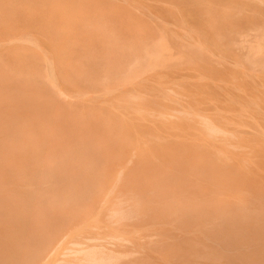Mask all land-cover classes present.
<instances>
[{"label": "bare ground", "instance_id": "bare-ground-1", "mask_svg": "<svg viewBox=\"0 0 264 264\" xmlns=\"http://www.w3.org/2000/svg\"><path fill=\"white\" fill-rule=\"evenodd\" d=\"M205 1L206 4H208L210 0ZM220 3H223V6L216 7V9H214L213 6H210L208 9L204 10V21H201L200 23H198L199 19H195V21L182 20L183 22H185V25L180 26V29L178 28L173 30L164 27V30L168 33H175L176 36L172 40L179 47L184 48L185 46H190L192 48H195L196 54H203L204 52H209L210 55L218 54V62L221 59L226 60L227 57H225V55H228L229 57V54L231 53L230 46L232 47V45H235L239 47L237 50L240 49V52L245 51L242 58L238 60L239 67L244 62H248L250 64V68H248L250 69V71L254 72L260 69L258 68L256 70V67H261V70L264 71V6L260 5L262 4L260 3V0H224L220 1ZM228 5L239 7V10L236 11L235 9H233L230 12H227L225 11L227 9H225V7ZM222 7H224V10H222L223 12L219 17L212 15L213 13L217 14V12H219ZM95 25L98 26V23L96 22ZM115 30L117 31L116 28L113 30L112 27L109 28L107 21H105L103 24V31L107 33L98 31L101 37L104 38L102 44L100 45V50L102 52L98 53L101 59H91L89 62L90 68H94L97 71L100 67L104 66V64L110 65V62H113V57L107 52L108 50H111L109 49L107 36H110L111 32L114 33ZM157 35H160V37L157 43H154L153 48L147 49L148 45L146 43L140 45L137 39H135L136 41L134 42V44L128 46V49L124 50L128 52L133 51L134 53H139L140 47L146 48L143 51V56L130 64L131 66H134L133 68H130V75H123L116 79L113 76H110L109 79L104 77L101 78L99 82L91 83V85H93L91 87L95 88L94 90L91 89L92 95L89 98L92 102H94V105H92L93 107L104 108L103 105H111L113 102H116V108L111 109V116H108L107 118H100L101 113H97L98 110H93V113L79 112L80 114L76 115L67 114L70 115L68 118H63L60 114L55 113V116L50 119L47 113L43 111L44 106L42 104L46 100L42 99L40 96H35L31 100V108H39L35 109L36 114L31 120H29L28 118L22 121V119H20L21 116H19L18 122H16V125H14L15 127L12 128L11 132L0 127V133L3 132L4 135L6 134L5 137L0 141V211L6 212L22 207L59 209L62 211L66 210L67 208L79 209L84 207L88 209L90 207L94 208L91 210L92 215L94 214L95 210L96 212L98 211V213L100 214L99 220L102 219L101 221L105 220L106 216L104 213H106L107 211L108 212L106 213V215L108 214L107 216H109V218H111V216H114L112 217L113 220H115L116 217L117 220H115V222L118 221V223L119 219H123L126 217V221L124 223L126 229L124 227L120 228L121 231L122 229H125L127 232L126 234H128V231L130 233L131 230H128V226L134 225L136 222H138V220L141 219L142 216L138 214L140 219L138 218L137 220L134 218L136 221L133 219V217H138V215H136L137 213L135 212L138 210V208L140 209V207L138 206H140L139 204L142 203L136 201V199H138L136 197H139L140 195H138L139 190H145V192H148V189H152V187L148 186L146 188L145 185L141 183L140 177L145 178L150 176L149 173L154 174V172H152V170L150 169L156 167L155 165L160 163L159 161L162 162V160H166L171 162L176 158L175 155L178 151L181 153L190 151L189 154L192 153L194 155L193 157L197 161H199L200 163H208L209 172L205 173L204 179L210 180L211 178H217L222 180L226 179L228 181H234L237 178L239 179L241 176H243V171L246 169H243V164L248 163V161L252 162V160L258 162L259 159H257V161L255 159L258 156L262 158L261 156L264 152V127L249 125L243 119V110H246L245 107H252V105L257 106L259 105V103L254 101H251L247 104L242 103L244 108H240L239 105L238 107L235 106L234 103H238V100H242V98H238L237 100V98L234 96L236 94L232 95L234 89L231 86L228 87H231L233 90L226 89V82L222 85V81H227L229 79H224L222 77L216 78L217 76H211L212 70L209 71V68L207 69L206 67V69H203V72H198L199 74H195L196 76L194 75L195 78L197 77L201 79V82L198 81L196 83H186L182 85V83L180 84L175 81L177 84L183 86L182 89L180 88L181 90H178L179 87L174 88L175 86H172V88L165 86L166 83H161L162 79L160 78L161 76H159L160 72L158 70L163 66L166 68L167 62L165 60L168 61V56L176 57L177 54H166L168 48H170V44L165 37L166 35L164 36L160 33H158ZM119 37L120 33L116 32L114 36V49L117 48L123 52V46L125 45V43L119 42ZM177 38L181 39L182 41H179ZM207 38L215 39L214 46L216 47V50H218L216 51L217 54H215L212 50L213 48H211L212 46L208 42ZM9 39L11 40L12 37H10ZM22 39L25 41H33L27 36H24ZM136 43H138L139 45H137ZM216 44H221L222 46L228 45V48L222 50L220 48H217ZM183 50L184 49H180V51ZM208 54L207 56H209ZM126 55L127 53L121 56H116L114 57V60H116L118 63H121L124 59L127 61ZM21 56L23 57V55ZM188 58L189 60L187 61H194H191L190 57ZM215 58L216 57H214V59ZM211 59H213L212 55L210 59H207V61ZM164 61L166 64L164 63ZM212 61H216V59ZM223 62L224 60L221 63ZM217 64L216 67L218 66ZM232 64L234 63L232 62ZM191 65L193 66V64ZM224 66L226 67V65ZM118 67L122 68L124 66L119 64ZM168 67L169 69L172 67V65L170 67L169 62ZM230 67L233 70V66L231 65ZM193 68L195 69V67ZM193 68L190 67L191 70ZM223 68L221 67V69ZM169 69L163 68L162 72L163 70L164 72L166 70L169 71ZM228 69L229 67L226 70L228 71ZM156 70L157 72H159V74L156 72L158 76L156 74L155 76H153L154 74H151V77L149 78V75H146ZM185 70H187V68ZM224 70L219 71L222 72ZM122 72H124V70H122ZM179 72H177L178 74L176 72L162 73V77L163 75L167 74H171L172 77H178L177 75L181 74ZM184 72L185 74H187L186 71ZM248 72L249 71L247 70V73ZM245 73L246 71H244V74ZM252 74L253 73H251L250 75ZM237 76L239 78V75ZM50 77L52 78L48 82L50 86L57 87L58 84L56 80H53V76H49V78ZM245 77L247 78V75ZM169 78H171V76ZM173 78H171V80ZM190 78L193 77L190 76ZM149 79L155 80L154 82H159L158 84H149L152 81ZM184 79L185 78H183V81ZM193 80L192 82H194ZM251 80L252 78H250V81ZM253 80L255 81L254 78ZM220 81L222 83H220ZM231 82L234 81L231 80ZM249 82L246 83L250 84L253 81H251L250 83ZM239 83L240 82H238V84ZM263 83L264 82H262V84ZM238 84L236 85L240 86V84ZM186 85L188 87H186ZM168 86H171V84L168 83ZM244 86L245 85L240 87ZM239 91L242 90L239 89ZM234 93H236V91ZM12 101H14V99H12ZM229 101L234 105H230ZM25 102V100L23 101V99L18 98V102L13 103V105L16 109H18L21 108L22 104H24ZM226 102L229 104H227ZM29 103L30 101L27 103V105ZM239 103L241 104L240 100ZM40 112L44 113L41 115ZM44 115H46L47 117H44ZM16 117L17 116H15V120ZM250 166L252 165L247 164V167L252 169ZM252 175L253 177L256 176L254 174ZM90 178H93V182L89 181ZM65 179L69 181V184L67 186L65 185V183L62 184L61 182ZM256 179L259 178L255 177L254 180ZM251 181H253V179H251ZM256 182L257 181H255V183ZM261 182L259 179L258 184H260ZM34 184L35 187H33ZM262 185H264V182ZM255 187L252 189L255 190ZM243 189L245 190V188ZM246 190H248V188H246ZM253 192L254 191L252 190V194ZM243 193H246L244 195L248 194L247 191H243ZM249 193H251V190ZM254 194L256 193L254 192ZM130 195H137L136 197L134 196V199H136L132 200L133 196L131 197ZM238 195L237 197H239L241 193L239 196ZM231 196H234V194ZM129 197L131 198V201L135 202H129ZM234 197H236V195ZM139 199L143 200L141 197ZM234 200L229 199V197L226 198V200L223 199L215 201L213 199L212 202H210V200H207L205 202L206 207L211 208L216 212L214 213V211H212V215L208 214L209 216H207L206 222L197 224L196 226L192 225L194 227L184 225L179 226L178 228H176V230L179 229V233L174 232L171 229L169 230L170 227L168 229L165 227L161 228L160 232L165 231L166 234H170L172 238H175L172 234L176 235L175 241L173 240L174 244H189L190 246L200 245L202 246L201 248H203L201 250H194V252L187 254L182 258L180 257L178 261H176L175 259L173 261V264H225L222 263L224 262L222 258L224 254L229 253L231 246L234 245L233 247L238 254V252L241 250V247H244L243 244L252 246L258 245L262 241H264V229L256 231V227H254L253 224L249 223L250 221L245 218L255 215V211L250 214L249 211L251 210L247 209L249 207V203L247 204V206H245V209H247V211H245V213L243 214L241 213L243 215L242 219L248 221H244L241 225H243V227L245 226L247 230L251 228L250 236L248 237L245 234L242 236V234L237 233L238 230L235 227V223L239 222L233 218L235 217L234 215L238 214L239 210L242 209L239 208L242 204L240 205V203H237L238 201L236 202V200ZM242 201L248 202V200L246 199L245 201L242 199ZM210 204L213 206L210 207ZM253 205L255 206V204ZM147 206L148 203L145 207ZM129 209H131V211ZM104 210L106 211L104 212ZM144 211L145 212L142 211L141 213L145 215V218L147 216L149 217V215H147L149 213L146 214L147 211ZM129 212L134 213L133 215L126 216L125 213L129 214ZM137 212L140 213L139 210ZM101 213L104 215L103 217H101ZM168 214L172 215L173 213ZM92 215H88L86 217L83 216V219L80 220V218L77 222L80 221L79 223H81V225L83 223L87 224V222L94 217H92ZM170 215L168 216L172 218L173 215ZM215 215L219 219H223L224 217L229 218L230 220L233 219L232 222L234 224L228 226L218 224V227L213 230L214 226L210 227V225L208 224L213 220ZM6 217L7 215H5V217L4 215H0V220L5 219ZM159 217L160 218L156 220V222H158L160 219L161 221L164 220L167 216L165 217V215L163 216L161 214ZM54 218H56L54 221L58 220L57 217ZM106 218L108 221L109 218ZM112 218L111 221L114 222ZM129 218H132L134 220L133 222L135 223L132 224L133 222L131 219V221L128 222ZM168 218H166L167 221L169 220ZM109 221L106 223L110 224L111 221ZM114 223L112 225H114ZM260 224L261 225L259 226L263 228L264 217H261ZM78 225L80 226V224L78 223L73 224V228L75 226L76 229V226ZM141 226L142 225L138 227L141 228ZM89 227L85 228L83 226V231L86 229V232L88 233L89 231H87V229H91V235L89 234L84 236V234H79L80 232H70L73 229L72 226H70L71 229H65V232L63 231V233L55 236H45L46 238H43L39 243H37V247L34 249L31 256L21 264H45L47 263V261H50L52 259L54 252L59 248V246H61V249H63L64 247H62V245L64 244H76L78 242V244H82L83 241L86 242L85 239H95L92 234H95V237L98 236L99 239L100 236L98 235V233H93V230L96 229H92ZM103 227L104 225L102 226V228H100V231L103 229L108 231V227ZM150 229L148 231H150ZM156 229H160V227L157 228L156 226L155 230ZM67 231H69V233ZM114 232L115 231H113V233ZM232 232H235L237 234L233 235ZM144 233H146L145 235H147V231ZM104 234H107V232ZM150 234L151 233H149V235ZM152 234L151 236L155 235L157 237L156 234ZM140 235L141 237H145L144 234ZM140 235L138 236L140 237ZM149 235L147 236L149 239L144 237L142 238L148 239V241L141 240L140 242L138 240L141 247L139 245L138 246L142 250H144V247L147 246L148 251L144 250L143 253H141L137 250V248H134V250H136V253L140 252V255H144L143 257L146 261L149 259V257H145V254L149 255V253L147 252H149L150 250L157 251V244H159V248L162 251L164 247L171 248V246L174 245L167 242V239H165L164 237L160 239L158 238L157 241L159 243H157V241L151 240L152 238L149 237ZM102 236L104 237V235ZM136 236L135 239H139V237ZM113 238L110 237L108 239L106 235V238H104V240H106L105 242L107 243V239L113 240ZM117 238L122 239V241L127 239L125 237ZM100 239L103 238L100 237ZM135 239L133 241L137 242ZM253 239L258 240L260 243L253 242ZM191 241H196L197 244H191ZM99 242L103 241L100 240ZM99 242L89 243V241H87L86 244L83 243L84 245L76 246L75 248H72L71 245L69 246L70 248L67 246L65 248L69 249L67 254L63 251L66 255H61L60 257L56 258L54 264H87V261H90V259L99 262L111 259L112 257L115 259V256L117 254H122V250L124 254H130L128 253L129 251L125 252L127 249L124 248L126 247L129 249L131 245H134L132 240H128V243L130 242L131 244L132 242V244L127 246V243L126 246H124L125 244L123 242H120L124 244H122L124 246L123 247L121 244H119L118 241V245L116 243L114 244L117 246H122L123 249H121L120 246V248L116 249V246H111L113 244L112 242L114 241L108 242L112 243L110 246L108 243V245H105ZM154 244H156V246ZM208 248L212 250L211 254L210 252H208ZM130 252L132 253L131 255L134 256L133 251ZM120 257L122 256L120 255ZM134 258L135 257H133V259ZM217 259L222 260L218 262ZM233 259L240 262L239 259L242 258L233 257ZM125 260H122L123 264ZM127 260L128 261H126L125 264H128L130 262V256ZM136 261L133 262L131 260L130 264L137 263L138 261ZM112 262L114 263L111 264H116L115 262L117 261Z\"/></svg>", "mask_w": 264, "mask_h": 264}, {"label": "rangeland", "instance_id": "rangeland-1", "mask_svg": "<svg viewBox=\"0 0 264 264\" xmlns=\"http://www.w3.org/2000/svg\"><path fill=\"white\" fill-rule=\"evenodd\" d=\"M220 1H224V0H215V1L210 0L208 4H206L205 0H0V127L9 130L11 132L12 128L15 127L14 125H16V122H18L19 116H21L20 119H22V121L28 118L29 120H31L33 116L36 114L35 109L39 108V107L31 108V100L35 96H40L42 99L46 100L42 104L44 107L43 106L42 107H43V111L47 113L50 119H52L53 116H55V113L60 114L63 118L64 117L68 118L70 115L80 114L79 112L93 113V110H98L97 113L99 114L101 113L100 118H107L108 116H111L110 115L111 109L116 108L115 106L116 102H113L111 105L110 104L103 105L104 108L93 107L92 105H94V102H92L89 98L92 95L91 89L94 90L95 88L91 87L93 86L91 85V83L99 82V80L104 77L109 79L110 76H113L116 79L123 75H130V68L134 67L131 66L130 64L135 60L140 59V57L143 56L144 54L143 51L146 48L140 47L139 53H134L133 51H129L132 52L129 53L128 51H124V50L128 49V46L133 45L134 42L136 41L135 39H137L140 45L146 43L148 45L147 49L153 48L154 43H157L160 37V35H157L158 33L164 36L166 35L165 36L167 38L166 40L170 44V48H168L167 53L166 52L165 53L166 54L173 53V55L175 54L177 55L176 57L168 56L170 60L166 58L168 59V61L165 60L167 62L166 68L164 66L160 68L158 70L160 74L159 72H157V70L152 71L149 74H146L149 75V78L151 77V74L152 75L154 74L153 76H155V74L158 76L159 74V76H161L160 78L162 79L161 81L162 84L166 83L165 86L167 87H172V86L173 87L175 86L174 88L179 87L178 90H181L183 88L182 86L183 84L196 83L198 81L201 82V79L197 77L195 78V76L200 72H203V69L209 68V71L212 70L211 76L213 77L217 76L216 78L222 77L224 79H229L227 81H222L223 83L220 81V83H222L223 85L226 82L227 88L226 86L225 88L227 90L234 89L236 93H234L235 91L233 90L232 95L236 94L237 96L236 95L234 96L237 98V100L238 98H242V100L239 99L241 104L239 103L238 100V103H234L235 106L238 107L239 105L240 108H244L242 103L247 104L250 103L251 101L259 103V105L257 106L256 105L255 106L252 105V107L246 106L245 107L246 110H243L244 113L243 119L249 125L264 127V111H263L264 83L262 84V82H264V71L261 70V67H256V70L260 68L257 71L254 72L250 71V69H248L250 68V64L248 62H244L243 64L241 63L242 65L240 67L242 66L243 67L242 68L239 67L238 60L242 58L245 51L240 52V49L237 50L239 47L232 45V47L230 46L231 53L229 54V57L228 55L227 56L225 55V57H227L226 60L221 59L218 62L219 55L216 53V51L218 50H216V47L214 46L215 39L207 38L208 42L212 46L210 47L213 48L212 50L214 51L215 54H217V55L211 54L213 59L207 61V59L208 58L210 59L211 57L209 52L207 53L204 52L203 54L202 53L196 54L195 48H192L190 46H185L184 48H181L178 45H176L172 40L176 36L175 33L174 32L168 33L164 30V27L173 30L178 29L180 26L185 25V22H183L182 20L195 21V19H199L198 23L204 21V15H205L203 13L204 10L208 9L210 6H213L214 9H216V7L223 6V3H220ZM260 3H259L260 5L264 6V0H260ZM223 8L224 7H222L220 11L217 12V14L219 15L215 13H213L212 15L219 17L220 14L223 12L222 10H224ZM225 9H226L225 11L227 12L228 11L230 12L233 9L238 11L239 7L228 5L225 7ZM105 21H107L109 28L112 27V30L115 28L117 29V31L115 30L114 33L111 32L110 36H107L109 49H111L108 50L107 52L111 54V56L113 57V62L111 61L110 65L104 64V66L100 67L99 70L96 71L94 68L89 67L90 64L89 62L91 59L92 60L93 59L96 60L97 58H98L97 60L101 59L98 53L102 52L100 50L101 49L100 45L102 44L104 38L101 37L98 31L107 33L103 31V24ZM96 22L98 23V26L95 25ZM116 32L120 33L119 42L125 43V45L123 46V52L120 49L117 48L114 49V44H115L114 36ZM24 36L31 38L33 41L23 40L22 38ZM10 37H12L11 40L9 39ZM177 39L179 41H182L179 38ZM136 44L139 45L138 43ZM227 46L228 45L222 46L221 44H218L217 48L225 50L228 48ZM180 49H184V50L180 51ZM125 53H127L126 55L127 61L124 59L122 60L121 63H118L116 60H114V57L121 56ZM207 54L210 57L207 56ZM21 55H23V57ZM188 57H190L191 61L192 60L194 61L193 62L187 61L189 60ZM214 57H216L215 58L216 61H212L215 60ZM223 60L225 63L224 62L221 63ZM168 62L170 67L172 65L170 69L168 67ZM196 62H201V63L203 62V63L201 64ZM232 62L235 64V66L238 65L237 66L238 68L235 67L234 64H232ZM119 64H121L124 67L119 68L118 67ZM191 64H193V66ZM216 64L218 65L217 67ZM230 64L233 66V70L235 69L234 72L230 67L231 66ZM224 65H226L227 68L229 67L228 71L226 70L227 68ZM190 67L191 68L195 67V69L193 68L194 70L193 69L191 70ZM221 67L222 68L225 67V68L221 69ZM163 68L169 69V71L166 70L164 72L163 70L162 72ZM184 68L185 69L187 68V70H185ZM122 70H124V72H122ZM219 70L220 71L224 70L222 71L224 73L220 72ZM243 70L246 71V73L248 70L250 72V73L248 72L249 75L248 73L244 74ZM184 71H186L187 74H185ZM161 72L162 73L179 72L181 74L177 76L180 77L182 74H184L181 77L185 79L183 81V78L180 77L181 78L180 79L176 76L175 77L173 76L174 77L173 78L171 74L163 75L162 77ZM251 73L253 74L250 75ZM237 75H239V78L241 76V78L239 79ZM244 75L245 76L247 75V78ZM49 76H53V80H56L58 84L57 87L50 86L48 82L52 78L51 77L49 78ZM170 76L171 78L174 79V81L173 79L171 80V78H169ZM190 76H192L193 78H190ZM250 78H252L251 80L253 81L252 83H250L251 82ZM253 78L255 79V81L253 80ZM180 80L183 82H181ZM192 80L194 82H192ZM231 80L234 82H231ZM154 81L155 80H152L151 82L149 81L150 82L149 84L152 83L158 84L159 82V81L158 82H154ZM175 81H177V83L180 84L182 83V85L177 84ZM167 82L171 84V86H168ZM238 82H240L239 83L240 86L243 85L245 86L244 87L237 86L236 84H238ZM244 82L245 83L249 82L250 84L248 83L245 84ZM232 85H236V86H232ZM228 86H231L233 89L231 87L229 88ZM186 87L188 86L186 85ZM238 88L244 91L243 92L239 91ZM18 98H21L23 99V101L25 100L26 102L22 104L21 108L16 109L13 103L18 102ZM12 99H14V101H12ZM29 101L30 103L27 105ZM229 103L230 105L233 104L230 101ZM43 113L44 112H40L41 115ZM15 116H17L16 120H15ZM44 117L47 116L44 115ZM5 135L3 132L0 133V141L2 138L5 137ZM189 152L190 151L186 153H181L178 151L175 155L176 158L174 159V161L171 162L166 160H162V162L159 161L160 163L155 165L156 167L150 169L152 170V172H154V174L149 173L150 175L149 177H145V178L140 177L141 183L145 185L146 188L148 186V187H152V189L151 190L148 189V192H145V190L144 191L139 190L138 192V195L140 194L139 197L137 195H130L131 197L133 196L132 200L134 199V196L135 197L137 196L136 198L138 199L140 197L143 199V200L140 199L138 200L135 198L137 202L140 203L142 202V203L139 204L140 206H138L140 207V209L138 208L140 213L137 212L138 210L134 212L137 213L136 215L140 214L142 216L141 219L139 218V215L138 217L137 216L133 217V219L134 218L137 220L138 218L140 219L138 220V222H136L138 224L133 222L135 219L133 220L132 218H129L128 222L132 220L133 222L132 224L135 223L134 224L135 226L129 225L128 226L129 228L127 227L128 230L131 229L130 230L131 234L129 233L128 230H127L128 234H126L127 233L125 230L126 226L124 224L126 221V217L123 219H119V223H118V221L115 222V220H117L116 217L115 220H113L112 217L114 216H111L112 220L115 223H118L115 224L114 222L111 221V218L107 216L108 214L106 215L108 211L104 213L106 211L104 210L103 213L111 221L110 222L108 219V221L110 222L109 224L106 223L108 222L106 217L105 220L103 219L105 222L101 221L102 219L99 220L100 214L98 213V211L96 212L95 210L96 212V214L94 212L95 216L94 214L92 215L91 210L94 208H90V207L88 209L84 207L79 209L67 208L66 210L63 211L59 209L22 207L16 210H9L6 212L0 211V215H4V217L5 215H7L5 219L0 220V264H21L31 256L32 252L37 247V243H39L43 238H46L45 236H49V235L55 236L60 233H63V231L65 229L68 230L70 226H72L73 228V224L75 223L80 224V226L79 225H78L79 227L76 226V229L74 226L73 229L75 230L73 229L72 231L69 230L70 232H80L79 234L82 235L84 234V236L89 234L91 235V231H90L91 229L89 230L87 229V231H89L88 233L86 232L85 229L86 227L90 226L89 228L96 229L93 230V233H98V235L101 238H103L100 239L99 237L98 239V236L95 237V234H92L95 239H85L86 242L89 241V243L92 242L97 243L101 240L103 242H99V243H103L105 245L109 244V246L113 243L111 246L112 247L116 246L117 247L116 249L120 247L121 249H123L122 246L124 244H125L124 246H126L128 240L129 241L132 240L133 244L137 245V246L131 245L132 242L131 244L130 242L127 244V246L131 245L129 249L126 247L124 248L127 249L125 252L129 251L128 253L130 254H127L128 256L126 255V253L124 254L122 250L121 251L122 254L120 253L117 254L115 256L116 257L115 259L112 257L111 259H107L101 262L93 261L92 259H90L91 262L87 261V264L88 263L111 264L114 263L112 261H117L118 263L115 262L116 264H123L122 260L126 259L124 262L125 264L126 261H128L127 259L129 258V256L133 262L137 260L138 262L137 261L136 262L138 264H173V261L175 259L176 261H178L180 257L182 258L183 256L194 252V250L195 251L201 250L203 248H201L202 246L200 245L190 246L189 244H179V243L174 244L173 240L175 241L176 235L171 233L175 237L172 238L171 235L166 234L165 231L160 232L161 228L165 227L168 229L170 227L169 230L171 229L174 232H178L179 229L176 230V228H178L179 226L184 225V226L194 227L197 224L204 223L207 220V216L212 215V211H214V213L216 212L211 208H207L205 202L207 200H210V202H212L213 199L215 201L223 200V199L226 200V198L228 197L229 199H233V200L235 199L236 202L238 201L237 203H240V205L242 204L239 207L242 209H240L239 213L234 215L235 217L233 218L239 222V223H235V227L238 230V231L236 230L237 233L242 234V236L244 234L248 237L250 236L251 228H249L248 231L245 226L243 227V225H241L243 224L244 221H248V220L250 221L249 223L253 224L254 227H256L255 228L256 231L260 229H264V227L261 228L259 226L261 225L260 224L261 217H264V193H263L264 185H262L264 182V167H263L264 152L261 156L262 158H260V156L255 158L256 161L257 159H259L258 162L252 160V162L248 161V163L243 164V169L245 168L246 169L243 171V176H241L242 178L241 177L239 179L237 178L234 181L233 180L228 181L226 179L222 180L217 178H211L210 180L204 179L205 173L209 172L208 163H202V162L200 163L193 157L194 155L192 153L189 154ZM247 164H251L252 166L250 167L252 169L247 167ZM252 174L256 176L253 177ZM249 177L253 179V181H251ZM255 177L259 178L260 182L261 181L262 182L258 184L259 179L254 180ZM89 181L93 182V178H90ZM255 181L257 182L255 183ZM61 182L62 184L65 183L66 186L69 184V181L67 179L62 180ZM33 187H35V184L33 185ZM254 187L255 190L252 189ZM243 188H245V190ZM246 188H248V190H246ZM250 190L251 193H249ZM252 190L256 193L254 194L253 192V194L256 197L252 194ZM243 191L244 192L247 191L248 194L244 195L246 193H243ZM239 192L241 193V195ZM230 193L231 195L233 194L234 196L236 195V197L231 196ZM237 195L239 197H237ZM241 198L244 201L245 199L248 200V202L247 201L243 202ZM129 202L131 203L133 202L131 201V198ZM145 203L146 204L148 203L147 207H145L146 206ZM248 203H249V207L247 209L251 210L249 211L250 214H252V212L255 211V215L245 217L248 220H243L242 214L245 213V211H247V209H245V206H247ZM253 204H255V206ZM212 206L213 205L210 204V207ZM148 208L149 211H152L153 213L149 212ZM129 210L131 211V209ZM144 210L147 211L146 214L149 213L147 214L149 215V217L147 216L145 218V215L141 213L142 211L145 212ZM133 213L129 212V214L125 213V215L130 216L133 215ZM168 213H173V214L176 213L177 215L172 214L173 215L172 216ZM161 214L163 216L165 215V217L167 216L166 218H168L169 217L168 215H170L172 216V218L171 217L168 218L169 222L167 221L166 218L162 221L160 219L158 222H156V220L160 218L159 216ZM88 215L89 216L92 215V217L93 216L94 217L93 218L91 217L92 219H90L89 217L90 220L87 222V224L83 223L81 225V223H79L80 221L77 222L80 218H81L80 220H82L83 216L86 217ZM103 216L104 215L102 214L101 217ZM54 217H57L58 220L54 221L56 219ZM216 217L217 216L215 215L213 220L210 221V223L208 224L210 225V227L214 226L213 230H215V228L218 227V224H222L223 226L234 224L232 222L233 219L230 220L229 218H225V217L223 219H219L218 217L217 218ZM113 223L114 225H112ZM103 225L104 227H108V231H106L105 229L101 230L102 232L100 231V228H102ZM140 225H142L141 228L138 227ZM83 226L85 227L84 231H83ZM154 226L155 227L157 226V228L160 227V229L155 230ZM120 227H124L125 229H122L121 231ZM148 228L149 229L151 228L150 231H148L149 230ZM69 231L67 232L69 233ZM113 231L115 232L113 233ZM143 231L144 232L147 231V235H145L146 233H144ZM106 232L107 234H104ZM149 233L156 234L157 237L155 235H154L155 237L151 236V234L149 235ZM232 233L233 235L237 234L235 232ZM101 234L104 235V237ZM136 234L137 236L140 234H144L145 237L144 236L141 237L140 235L141 238L138 236L139 239L137 238L135 239ZM106 235L108 239L110 237L112 238L114 237L113 240L107 239L108 242L109 241H114V242L112 243L107 242L108 243L107 244L105 242L106 240H104V238H106ZM148 235L149 237L152 238L150 239L153 241H157L158 238L160 239L164 237L165 239H167V242L172 243L174 245H172L171 248L164 247L162 251L159 248V244H157L158 245V248H156L158 249L157 251L150 250L149 252H147L149 253V255L145 254V257L146 256L149 257V259L146 261L143 257L144 255H140V254L143 253L144 250L148 251V247L145 246L144 250H142L140 248L141 246L139 243L141 242V240L148 241L149 239L147 237ZM117 237H121V238L125 237L128 240L124 238L125 240L123 239L124 241H122V239L120 238L118 239ZM143 237L148 239H142ZM134 239L137 242L133 241ZM118 241L119 244L121 245L123 243L124 244L122 246L119 245L120 246L119 247L117 246ZM252 241L256 243H260L258 240L255 239H253ZM86 242L83 241V243L85 244ZM191 242H192L191 244H197L196 241L195 242L191 241ZM78 243L64 244L62 245V247H64L63 249H61V246H59V248L54 252L52 259L50 261H47V263L45 264H54L56 258L60 257L61 255L62 256L66 255L69 250L68 248L65 249L67 246L69 247L71 245L72 248H75L76 246L84 245L82 242H80L82 244H78ZM114 243H116L117 245H115ZM157 243L159 242L157 241ZM154 245L156 246V244ZM243 245L244 247H241V250L238 252V254L233 247L234 245L231 246L229 253L224 254L222 258L224 262L222 263L264 264V241H262L258 245H252V246H248L246 244ZM134 248H137V250L140 251L141 253L140 252L136 253V250H134ZM207 250L211 254L212 250H210V248H208ZM63 251L66 252V254ZM130 251H133L134 256L131 255L132 253ZM120 255L122 257H120ZM136 256L138 257V259ZM133 257L135 258L133 259ZM233 257H239L242 259H239L240 260L239 262L233 259ZM222 259L220 260L217 259V261L220 262ZM131 260L129 263L128 262L127 263L130 264ZM137 263H133V264H137Z\"/></svg>", "mask_w": 264, "mask_h": 264}]
</instances>
